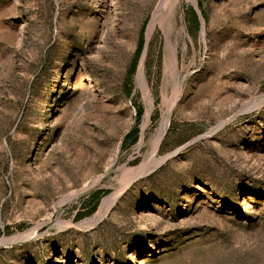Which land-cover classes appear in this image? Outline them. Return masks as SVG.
Wrapping results in <instances>:
<instances>
[{
    "label": "rangeland",
    "instance_id": "rangeland-1",
    "mask_svg": "<svg viewBox=\"0 0 264 264\" xmlns=\"http://www.w3.org/2000/svg\"><path fill=\"white\" fill-rule=\"evenodd\" d=\"M158 2L0 0V264H264V0H181L149 108Z\"/></svg>",
    "mask_w": 264,
    "mask_h": 264
},
{
    "label": "bare ground",
    "instance_id": "bare-ground-1",
    "mask_svg": "<svg viewBox=\"0 0 264 264\" xmlns=\"http://www.w3.org/2000/svg\"><path fill=\"white\" fill-rule=\"evenodd\" d=\"M180 1L181 0H159V2L157 4V7H156L155 11L153 12L151 18L149 19V22H148L147 28H146V40L147 41L149 40L150 35H151V33H152V31H153V29L155 28L156 25L160 26V28L162 29V31L166 35L168 53H167L166 59H165V63L166 64L165 63L164 64L166 65V69L169 72V73H166V74L171 75L172 80H173V84H175V87H174L175 88V95L179 91L178 89L180 87L179 86V82L177 80L178 74H177V58H176V52H175L176 47H174V45L169 41L168 36H169L170 32H172V30L175 27L174 26V17H175L177 9L179 7ZM185 1L188 2V3H191V5H192V4L195 3L196 0H185ZM145 54H146V50H144L142 52V54H141L142 57L140 56L141 59H140V62H139V65H138V68H137V71H136V87L142 90L143 94L147 98V105L150 108V106H151L150 96H149V93H148V90H147V87H146V82H145V79H144V72H143V68H142V66H143V58H144ZM174 88H173V90H174ZM173 96L174 95H172V97ZM173 100H175V99H173ZM263 101H264V97H263ZM171 103L173 104V102H171ZM164 111H165V109H164ZM168 112H169V110H168ZM165 125H166V123H161L160 127L156 131V134H155V136L153 138V141H152V153H151V155L147 156V158H145L139 164V166L135 168V170H132L133 171L131 173V177L132 178H134L136 176L143 175L147 170L152 169L153 167H156L158 165L159 160L154 158V151L157 148V145L159 144V141L161 140V137H162L163 132H164ZM114 199L115 198H114V196L112 194L109 195V196H106V198L104 199L102 204L109 203L107 206H110L113 203ZM100 216H101L100 213L97 212L92 217L91 220H93V219L96 220Z\"/></svg>",
    "mask_w": 264,
    "mask_h": 264
},
{
    "label": "trees",
    "instance_id": "trees-1",
    "mask_svg": "<svg viewBox=\"0 0 264 264\" xmlns=\"http://www.w3.org/2000/svg\"><path fill=\"white\" fill-rule=\"evenodd\" d=\"M198 6H199V9H200L201 14L203 16V12L200 8V5L198 4ZM186 20L188 22V26H189L191 33L197 32L199 27H200V21H199L198 15L196 14L195 10L192 7H190L187 11V19ZM143 44H144V34H143V28H142L140 30V33L138 36L137 46H136V49L134 51V57H133V61L131 64V69L129 70V73H128L127 80L129 79L130 75L134 72L138 59L140 60V55H141V51L143 48ZM138 65H139V62H138ZM138 65H137V68H138ZM130 93H131V88L127 89V94L129 95ZM133 105L135 108V121L137 123L143 114V107L137 103H133ZM137 134H138V129L135 125L125 134V136L123 138V143L126 144L128 142H130V143L134 142L136 140ZM97 200H98V197L95 198V203L90 208H88L87 211L78 213L77 218H81L86 214H90V213L94 212L96 209ZM6 229H8V227H6ZM0 232H1V229H0Z\"/></svg>",
    "mask_w": 264,
    "mask_h": 264
},
{
    "label": "water",
    "instance_id": "water-1",
    "mask_svg": "<svg viewBox=\"0 0 264 264\" xmlns=\"http://www.w3.org/2000/svg\"><path fill=\"white\" fill-rule=\"evenodd\" d=\"M194 5H196V3H194ZM193 9L195 10L196 14L198 15V17H199V21H200V25H201V20H200L201 12L198 11V10L196 9L195 6L193 7ZM200 27H201V26H200ZM146 49H147V40L144 41V44H143V48H142L141 54H142V52H143L144 50H146ZM140 56H141V55H140ZM164 133H165V130H164Z\"/></svg>",
    "mask_w": 264,
    "mask_h": 264
}]
</instances>
